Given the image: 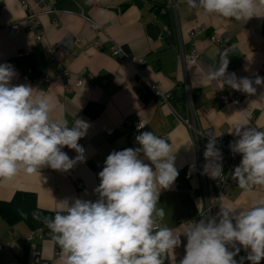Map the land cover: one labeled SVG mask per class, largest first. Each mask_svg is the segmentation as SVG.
<instances>
[{
  "label": "crops",
  "instance_id": "obj_1",
  "mask_svg": "<svg viewBox=\"0 0 264 264\" xmlns=\"http://www.w3.org/2000/svg\"><path fill=\"white\" fill-rule=\"evenodd\" d=\"M168 0H55V12L41 14L35 29L20 0H1L0 64H10L17 76L13 84H28L42 90L54 100L53 118H63L72 126L75 119L89 124L87 133L78 143L84 149L83 159L66 172L43 167L36 174L19 173L10 181L0 182V202H9L16 192L33 193L39 208L57 209L58 202L79 198L95 201L98 194L99 172L112 151L139 147L135 137L143 131H152L166 139L175 156L178 177L173 185L162 189L157 207L163 208V224L182 233L187 222L196 221L202 207L209 203L220 211L222 203L247 205L254 198H264V187L256 186L248 193L237 184L225 183L226 194L217 199L211 166L218 162L223 175H230L241 159L228 166L219 159L205 158L210 140L194 138L191 129L179 122L170 109L154 96L148 83L154 82L172 95L171 105L184 119L192 121L185 107V76L180 65L179 52L188 53L191 47L201 55L188 70L194 122L199 129L211 128L215 135L236 140L233 127L245 123L264 130V85H255L252 95L233 90L217 81H209L206 72L228 60L227 73L238 78L264 77V17H252L246 22L231 18L207 16L202 9L191 8L187 0H175V7L166 8ZM38 12L39 9L35 8ZM54 20L59 22L54 24ZM17 22L16 41L7 37L6 25ZM95 23L100 29H92ZM197 29L193 35L191 31ZM69 39V40H68ZM118 44L129 56L143 59L144 77L136 66L111 53ZM69 46L71 49H69ZM60 66L66 74L56 77ZM49 76L48 84H38ZM84 81L76 85L77 78ZM225 95L236 96V101ZM253 116L250 119L249 116ZM142 118L147 125L138 131L132 121ZM119 126L123 128L118 129ZM233 130V131H232ZM70 158L75 150L62 149ZM145 163H149L141 154ZM83 186L78 188L77 182ZM189 190H194L192 196ZM215 216V215H213ZM184 217L185 222H180ZM39 228L25 221L9 223L0 213V264H38L40 257L48 264H61L60 247L52 233L44 230L31 240L28 236ZM169 253L164 264H180L185 256L186 237ZM239 246V245H238ZM230 251H234L229 246ZM241 250L234 258L246 257ZM243 264H251L245 259Z\"/></svg>",
  "mask_w": 264,
  "mask_h": 264
},
{
  "label": "clouds",
  "instance_id": "obj_2",
  "mask_svg": "<svg viewBox=\"0 0 264 264\" xmlns=\"http://www.w3.org/2000/svg\"><path fill=\"white\" fill-rule=\"evenodd\" d=\"M191 8L202 9L207 16L247 21L264 17V0H187ZM228 60L210 67L206 78L233 90L252 95L255 85H264V77L238 78L227 73ZM17 76L10 64H0V182L19 173L36 174L43 167L66 172L83 159L78 141L89 124L76 118L71 127L66 119L53 118L56 104L52 97L28 84H13ZM145 125L141 122L138 129ZM237 139L230 143L241 161L231 178L245 192L264 187V130L241 122L233 127ZM232 130V131H233ZM139 147L112 151L99 172L100 183L94 189V202L64 199L44 224L60 247L61 264H164L166 257L187 243L180 264H238L234 258L241 250L247 259L260 264L264 259V198L247 205L222 203L215 216L201 213L199 221L187 224L182 233L163 224L165 211L157 207L162 189H169L178 171L175 156L166 139L152 131L135 137ZM75 150L73 159L62 149ZM141 154L149 163H145ZM205 158L219 159L215 141L206 146ZM211 166L212 178H220L223 168ZM239 245V246H238ZM229 246L234 251L229 250Z\"/></svg>",
  "mask_w": 264,
  "mask_h": 264
},
{
  "label": "built area",
  "instance_id": "obj_3",
  "mask_svg": "<svg viewBox=\"0 0 264 264\" xmlns=\"http://www.w3.org/2000/svg\"><path fill=\"white\" fill-rule=\"evenodd\" d=\"M55 0H20L21 6L25 11L26 14V19L30 22V28L31 29H35L38 25V21H39V16L41 14H50V13H54L55 9L53 6ZM170 7H175V0H168V3L166 4V8H170ZM35 8H38L39 11L37 12L35 10ZM2 12V5H1V0H0V15ZM55 25H58L59 22L57 20L53 21ZM92 29L97 30L100 29L101 27H99L98 25H96L95 23H91ZM19 24L17 22H13V23H8L6 25V33H7V37L13 41H16L18 38V34H19ZM195 32H197V29H193L191 31V35H193ZM69 40V39H68ZM69 49L70 46H69ZM111 53L114 56H118L120 57L122 60H128L130 62H132L136 68L138 69V73L139 75L143 78L144 77V71L142 69V65L144 64V60L143 59H136L134 57H131L129 55H127L118 44H114L111 48ZM200 51H198L195 47H191L190 51L188 53H183L182 50H180L179 52V60H180V65L181 68L183 70L184 76H185V81H184V91H185V107L186 110L188 111V113L191 116L192 121H189L188 118L184 119L182 118L173 108V106L171 105V99H172V95L170 92H166L163 91L158 84L154 83V82H149L148 85L151 89V91L153 92L154 96L160 97L161 99V103L166 105L170 111L174 114V116L176 117V119L179 122H184L188 125V127L191 129L194 138L197 140L198 138H202V139H207V140H214L215 144L217 147H219L223 152H224V158H223V162L226 165H230L231 162L241 159V155L240 154H233L231 149H230V143L234 142V140L231 139H226L223 136H217L214 134L213 130L211 128L208 129H199L196 127L195 122H194V114H193V103H192V98H191V89H190V85L188 83V70L191 66L195 65L196 62L198 61V59L200 58ZM65 71H63L61 69L60 66L57 67L56 69V77L57 78H62L64 76ZM51 81L49 76H44L41 77L40 79L37 80L38 84H48ZM84 79L79 76L77 78L76 81V85H81L83 83ZM226 100H231V101H236V96L233 95H225L223 97ZM250 119H253V116H249ZM143 123L145 126L147 125V121L145 119L142 118H135L132 121V125H133V129L135 131L141 130L138 129V125L140 123ZM123 127L119 126L118 129L121 130ZM67 148V147H66ZM225 183H230L232 185L237 184L236 181H234L231 178V174L230 175H221L220 178H213V184L216 187V197L217 199L220 198L221 195L226 194L227 191L225 189ZM76 186L78 188H81L83 186L82 182H77ZM190 195L194 196L195 195V191L194 190H189ZM201 213H207L210 216L216 215L217 214V208L214 207L213 205H210L208 202L205 203L204 207H202L200 214ZM199 214V217L196 221H199L202 217ZM180 222H185V218L181 217L180 218ZM193 221H189L187 222L190 223ZM43 233L42 229H37L35 231H33L32 233H30V235L28 236V240H31L33 237H35V235L40 236ZM4 245L2 243H0V251L3 249ZM36 262L38 264H48V262L40 257H36ZM260 264H264V259H262L260 261Z\"/></svg>",
  "mask_w": 264,
  "mask_h": 264
},
{
  "label": "trees",
  "instance_id": "obj_4",
  "mask_svg": "<svg viewBox=\"0 0 264 264\" xmlns=\"http://www.w3.org/2000/svg\"><path fill=\"white\" fill-rule=\"evenodd\" d=\"M0 213L9 223L23 220L33 228L48 230L45 217H52L55 211L41 209L33 193L16 192L9 202H0Z\"/></svg>",
  "mask_w": 264,
  "mask_h": 264
}]
</instances>
